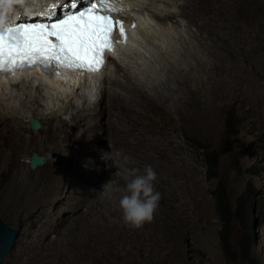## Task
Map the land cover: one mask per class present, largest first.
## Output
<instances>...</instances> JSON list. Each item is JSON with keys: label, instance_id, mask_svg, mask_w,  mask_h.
Segmentation results:
<instances>
[{"label": "rangeland", "instance_id": "obj_1", "mask_svg": "<svg viewBox=\"0 0 264 264\" xmlns=\"http://www.w3.org/2000/svg\"><path fill=\"white\" fill-rule=\"evenodd\" d=\"M44 1L47 2L23 0L24 3L14 4L6 10V0H0V16L9 15L12 11L15 13L16 9L18 12L23 8L27 10L31 5L36 7ZM229 6L241 27L248 31L240 41L244 50L237 57V73L231 77L232 71H216L205 64L198 70L191 66L184 68L189 74L200 73L205 84L197 89L196 95L206 94L207 98H213V103L206 108L203 124L193 123L187 130L176 131L182 155L190 167L187 171L189 181L183 187L175 184L180 192L183 212L173 219L165 210L168 188L164 187L158 190L161 198L150 223L139 230L123 224L118 206L123 193L101 179L99 174L106 170L101 168L99 160L104 158V154L82 132L89 129V113L94 118L100 116L99 108L103 105L98 106L97 100L105 93V81L102 89L90 88L86 92L89 99L81 100L73 95L70 101L64 102L49 96L44 89L12 88V95H26L28 92V98L34 102L20 114L26 134L35 139L27 146L18 141L6 147L0 157V217L16 231L1 264H245L241 260L228 261L219 246L217 230L220 223L211 196V190L218 181L225 186L231 207L242 194L250 198L253 220L251 254L258 264H264V0H235ZM151 24L158 27L154 22ZM181 33L190 40L188 30H179ZM156 43H162L164 50L170 51L169 43L160 40ZM175 44L177 49H183L179 43ZM147 55L145 51L146 60ZM161 56L158 58L163 57L166 62L174 59V55ZM186 59L190 60V57ZM146 60L143 66L153 71ZM229 62H233L231 57H225L226 66ZM114 64L108 60L100 76H116ZM154 66L156 76H163L165 68L160 70L157 64ZM218 79L223 80V86L209 95L210 83ZM9 92L5 88L4 94L7 95L0 100L13 108L14 105L8 101V98L11 100ZM1 109L0 112H4ZM30 117L39 121L38 129L29 127ZM228 117H232L237 133L229 140L230 150L218 159L217 176L206 180L199 146L219 149L224 143L223 132ZM51 127H54L53 140H44ZM32 152L44 157L43 165L29 168L28 159ZM94 167V174H98L99 179L89 194L90 184L84 180V175ZM117 190L120 192H114ZM41 195L47 199L44 204L37 200ZM94 199L99 201L93 203ZM77 205H82L80 212H76ZM63 210H67L70 220L61 229L62 235L53 231L40 241L44 227L55 226L62 221ZM73 213L78 215L74 219ZM243 234V226L233 222L230 238L235 249ZM49 239L53 242L49 243Z\"/></svg>", "mask_w": 264, "mask_h": 264}, {"label": "bare ground", "instance_id": "obj_2", "mask_svg": "<svg viewBox=\"0 0 264 264\" xmlns=\"http://www.w3.org/2000/svg\"><path fill=\"white\" fill-rule=\"evenodd\" d=\"M107 1H109L114 12L119 13L121 17L129 22H133L135 27L130 32L127 39L128 43L113 56L106 59L115 62L116 76L108 78L109 76L104 74L98 80V90L102 89L103 81L107 84L102 98L97 100L98 106L103 105L99 108L100 116L94 118L89 113L87 125L89 129L82 132L90 140H93L99 146V150L103 152L104 158L101 157L99 165L103 170L105 168L106 172L100 171L101 174L99 175H101L102 180L108 181V184L114 185L115 188L122 189L124 187L128 176L126 169H139L142 172L146 165H151L157 176V180L154 182L157 191L164 187L168 188L165 210L173 219L183 212V205H180V192L176 189L175 184L177 183V186L180 184L183 187L189 181L187 171L190 167L182 155L180 144L177 142L176 131L178 129L187 130L190 124L193 123L203 124L207 112L206 108L213 103V98H207L206 94H204L205 96L196 95L197 89L205 84L200 73L197 71L196 75L191 72L189 74L184 71V68L193 67L198 70V67L203 69L207 65L216 69V71H232V77L237 73V57L244 50L240 41L248 35V31L241 27L232 8L229 6V3L235 0ZM71 2L78 3L79 0H70L69 2L68 0H47V2H39L37 6L35 3L36 7L33 6L32 8L31 5L27 10L22 7L24 9H21L22 11L18 12L16 9L15 13L12 11L13 13L11 12L9 15L8 13L1 15L0 24L11 20L25 21L28 20L25 18L34 15L43 18L53 17L55 5L59 4V8L64 10L71 7ZM5 17H7V20L4 19ZM151 22H154L158 27H155ZM170 28L172 29L171 35L168 33L171 30ZM179 30H188L190 40H186L182 33L179 34ZM156 39L169 43L170 51L164 50L165 47L162 43H156ZM171 40L174 41L171 42ZM175 43H179L183 49H177L178 46ZM132 45H136L144 52L146 51L148 54L147 60L145 54L135 47H131ZM165 54L168 57L174 55V59L167 60V62L162 60V56ZM159 56L162 58H158ZM187 56L190 57V60L186 59ZM225 57H231L233 60V62H229L228 66L224 63ZM145 60L151 64L149 68L153 71L143 66L146 63ZM152 60H155L160 70L165 68L163 76H156L154 71V65L156 64ZM106 64L108 65V61ZM16 73L17 76H27L30 72L20 70ZM60 75L58 72L56 77L58 78ZM40 76L42 74L36 76L31 74L25 81L17 80L16 82L9 81L7 76H0V97L4 98L7 95L4 94L6 88L7 91H10L9 96L11 97V100L8 98V101L14 105L13 108H10V105L8 106L0 100V108L4 110V112H0V157L4 154L6 147L18 141L27 146L34 143L35 139L26 134L27 129L23 125L22 114H20L21 111L27 110L29 106L32 107L34 102L28 98V92H26V95H12V88H22L23 90L44 89L46 94L53 96L59 102L70 101L73 95L81 100L89 99L83 89L90 87V81H85L83 77L78 78L75 76L78 90L72 87L69 88V91H66L63 88L66 86L60 84L61 80L55 79L54 75L43 76L44 79H40ZM84 82L85 85L80 88V84ZM4 84H7V86H4ZM223 84L222 79L210 83L212 88L208 91L209 95H212L213 91H217ZM49 89L54 90V95L51 94ZM52 121H54V118H52ZM96 121L98 122L96 123ZM52 131L54 132V127L49 129V133L44 135L43 139L53 140ZM94 150L98 151L96 147H94ZM110 152L113 154L119 153L121 157L127 156L129 158L127 164L115 167L110 159L105 158V154ZM93 155H96V153ZM110 167H112V172ZM95 172L96 167L89 173L83 174L84 180L90 184L89 194H91L95 182H98L99 179L98 174H94ZM114 192H120V190ZM88 199L89 202L92 201L91 197ZM37 200L41 204L47 201V199L44 200L43 195L38 196ZM98 201L94 199L93 203ZM78 202L80 201L78 200ZM81 206L77 205L76 212L82 210L80 209ZM98 211L100 210L98 209ZM66 213L67 210H63L61 224L59 222L55 226L43 228V234L40 233V241L53 231H57L62 235L61 229L66 227L70 220L69 214ZM77 216L73 213L72 218L74 219ZM39 231L40 229H38ZM52 242L49 241V243Z\"/></svg>", "mask_w": 264, "mask_h": 264}, {"label": "snow or ice", "instance_id": "obj_3", "mask_svg": "<svg viewBox=\"0 0 264 264\" xmlns=\"http://www.w3.org/2000/svg\"><path fill=\"white\" fill-rule=\"evenodd\" d=\"M71 8L76 11L70 10L50 24L19 23L0 27V73L30 70L34 65L44 69L55 66L72 71H99L104 63L103 54L114 51L113 21L109 14L113 9L107 0H101L100 9L92 0L71 2ZM116 23L121 37L126 39L123 25Z\"/></svg>", "mask_w": 264, "mask_h": 264}, {"label": "clouds", "instance_id": "obj_4", "mask_svg": "<svg viewBox=\"0 0 264 264\" xmlns=\"http://www.w3.org/2000/svg\"><path fill=\"white\" fill-rule=\"evenodd\" d=\"M69 1L70 0H68V2ZM92 2L101 3V0H92ZM22 3H23V0H6L4 7L6 10H8V9H11L14 4H22ZM107 4H109L108 6H110L109 1H107ZM58 9L59 11H57ZM70 10L72 11L75 9L68 7L67 9L62 10L59 8V4L55 5L53 8L54 16L51 17V20L63 17V15L66 12H69ZM57 13L59 14L57 15ZM109 14L110 16L117 17L121 21H124V22L127 21L126 19L121 17L119 13H116L114 11H112ZM39 18H43V17H35L34 15V16H29L28 18H25V19H28V20L36 19L37 20ZM4 19L7 20V17H5ZM43 19L47 21H51L48 18H43ZM16 21H21V20H15V21L11 20L10 22L4 21L3 23L0 24V27L5 26V24H10ZM131 47H135L136 49H138L139 51L145 54V52L139 47H137L136 45H132ZM120 48L121 47H118L113 52L107 53L105 59L113 56L115 53L119 51ZM107 61L108 60L104 62V65L106 64ZM104 65L99 69V71L92 72L89 74H84L82 72L69 74L67 72L62 73V71L59 70V73L61 75L57 78L56 74L58 72H53L54 71L53 69L52 75H54L55 79L61 80L60 84H62L63 86H66V87H63L64 89H66V91H69L70 90L69 88H72V87L74 89L77 88V90L79 89L76 83V79H77L76 77L78 78L83 77L85 81L89 80L90 87L89 86L88 87L97 89L98 80H100L102 77V75L100 76V74L104 73V68H105ZM20 70H28V69H17V70L12 71L11 73H0V76L1 77L7 76L9 77V81L16 82L17 80L25 81L27 77L29 78V75L31 74H33L34 76L38 74H42V73H39V71L35 69H30L28 70L30 73L27 76H17L16 72ZM43 76H48V75L42 74V76H40L39 78L44 79ZM5 85L7 84H4V86ZM84 85H85V82L81 83L80 88ZM89 88L83 89L84 92L86 93L89 90ZM49 91L54 94L53 89L52 90L49 89ZM105 158L110 159L113 162L115 167L126 165L129 159L127 156L121 157V154L119 153L113 154L112 152H110L109 154H105ZM126 170L128 172V176L126 177V183L124 187L121 189L123 195L121 196L119 200L118 206L122 213V221H123L124 226L132 230H139V229H142L146 223H150L153 220L154 212L158 208L159 200L161 197H160V193L156 191L154 188V182L157 180V176H156L154 169L151 167V165H146L142 172L139 169H130V170L126 169Z\"/></svg>", "mask_w": 264, "mask_h": 264}, {"label": "trees", "instance_id": "obj_5", "mask_svg": "<svg viewBox=\"0 0 264 264\" xmlns=\"http://www.w3.org/2000/svg\"><path fill=\"white\" fill-rule=\"evenodd\" d=\"M237 133L236 126L232 121V117H228L223 132L224 143L219 149L207 148L200 145L203 153V163L205 165L206 180L213 179L217 176L218 159L222 154L230 150L229 140ZM213 198V207L220 226L217 230V237L220 249L224 257L228 261L241 260L245 264H258L257 260L251 254L252 233V203L250 198L242 194L236 200L235 206L231 207L227 200V192L225 186L221 182H217L211 190ZM237 222L243 226L244 234L240 239L237 249L231 242L232 223Z\"/></svg>", "mask_w": 264, "mask_h": 264}, {"label": "water", "instance_id": "obj_6", "mask_svg": "<svg viewBox=\"0 0 264 264\" xmlns=\"http://www.w3.org/2000/svg\"><path fill=\"white\" fill-rule=\"evenodd\" d=\"M28 125L32 130H36L40 127L39 121L34 118L30 117L28 119ZM44 164V157L37 155L35 152H32L28 159V166L29 168H35L37 165ZM16 236V231L13 227L6 224L0 217V264L3 258L8 253L13 240Z\"/></svg>", "mask_w": 264, "mask_h": 264}]
</instances>
